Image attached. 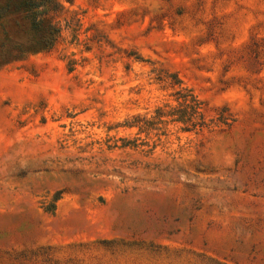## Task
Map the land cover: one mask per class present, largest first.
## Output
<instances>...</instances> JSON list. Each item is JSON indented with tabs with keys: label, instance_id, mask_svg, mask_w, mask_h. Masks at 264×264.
I'll return each instance as SVG.
<instances>
[{
	"label": "rangeland",
	"instance_id": "obj_1",
	"mask_svg": "<svg viewBox=\"0 0 264 264\" xmlns=\"http://www.w3.org/2000/svg\"><path fill=\"white\" fill-rule=\"evenodd\" d=\"M0 264H264V0H0Z\"/></svg>",
	"mask_w": 264,
	"mask_h": 264
},
{
	"label": "trees",
	"instance_id": "obj_2",
	"mask_svg": "<svg viewBox=\"0 0 264 264\" xmlns=\"http://www.w3.org/2000/svg\"><path fill=\"white\" fill-rule=\"evenodd\" d=\"M253 46L254 51L259 53V46ZM174 83L178 85V89L174 91L175 101L177 105L166 111L162 107L156 108L155 113L158 118L164 116L166 113L172 115L173 120L180 122L184 125V129L188 131H202L204 129L212 130L213 128L227 127L229 128L235 121L230 116L223 113V109L217 112L216 117L206 119L205 108L203 102L200 101L191 91L186 87L180 86V80H175Z\"/></svg>",
	"mask_w": 264,
	"mask_h": 264
}]
</instances>
